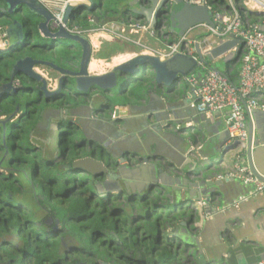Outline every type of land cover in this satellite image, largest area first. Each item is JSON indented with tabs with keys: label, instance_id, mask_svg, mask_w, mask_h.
Segmentation results:
<instances>
[{
	"label": "trees",
	"instance_id": "obj_1",
	"mask_svg": "<svg viewBox=\"0 0 264 264\" xmlns=\"http://www.w3.org/2000/svg\"><path fill=\"white\" fill-rule=\"evenodd\" d=\"M206 1L212 17L230 9L226 0ZM129 2L94 0L90 9L75 7L68 23L87 28L90 18L93 25L104 23L108 15L119 14L126 19ZM121 5L126 7L125 14L120 13ZM4 6L0 0V8ZM245 17L252 24L264 25L261 15L250 12L242 21ZM12 19L23 24L25 35L18 45L8 48V55V49L0 46V86L10 81L13 63L25 56L58 65L67 63L69 70L77 68L81 54L78 43L57 47L40 37L33 14L19 9L13 13L0 9V35ZM207 35L209 32H202L195 39ZM4 40L5 35L0 43ZM62 60L64 63H59ZM234 62L235 58L226 63L233 84L239 73L231 68ZM203 63L208 68L217 67L209 61ZM201 70L195 67L191 72ZM66 81L72 77L66 74L62 85ZM10 82L12 90L0 92V264L199 263L191 252L193 246L170 233L174 227L193 232L194 208L168 203L165 188L138 197L123 189L100 193L98 186L105 174H90L74 163L101 150L81 138L79 126L70 119L59 120V130L51 134L53 142L45 144L35 138L34 131L46 112L83 105L88 93L65 88L45 97L37 89L38 83L20 72ZM153 86L150 73L131 81L123 76L118 90L106 95L107 100L112 107L140 100ZM104 160L106 164L113 162L109 157ZM181 221L188 226L183 228Z\"/></svg>",
	"mask_w": 264,
	"mask_h": 264
},
{
	"label": "crops",
	"instance_id": "obj_2",
	"mask_svg": "<svg viewBox=\"0 0 264 264\" xmlns=\"http://www.w3.org/2000/svg\"><path fill=\"white\" fill-rule=\"evenodd\" d=\"M74 1L73 5L83 2L82 0ZM244 1L233 0L238 8ZM124 8H126L124 5L120 6V10H123L120 13L125 14ZM129 14L130 12L125 14L128 16L126 19L121 18L119 14L108 15L104 23L122 27L130 21L137 20ZM222 16L220 14V17ZM35 20L37 23L40 19ZM260 28L264 30V25H260ZM202 32L205 31H197L193 36ZM4 35L5 32L0 37ZM132 36H140L145 44L154 48L162 49L166 45L147 34ZM203 37L201 39H206L209 43L214 44L217 41L211 35ZM87 38L92 48L88 64L90 74L106 73L140 53L136 45L110 34H91ZM58 41L62 40L58 39L51 43L57 46ZM65 43L68 42H62V45ZM231 52L234 54L227 61H223L220 57L209 62L212 65L221 63L223 67L220 70L226 72L229 68L226 63L235 58L231 68L239 71L240 53L235 54L234 49ZM99 54L102 56L98 57ZM59 63L64 62L62 60ZM57 66L66 68L67 63L57 64ZM37 67L45 68L47 75L42 74L53 80L51 86L55 88L58 72L46 65H35L34 69L36 70ZM156 89L155 85L148 88L145 97L140 100L126 104L119 103L115 106L119 108V114L115 116L106 94L99 90H92L94 92L92 98L83 105L74 106L67 111L62 109L61 113L59 109L46 112L34 131V136L45 144L53 142L51 134L55 135L59 130V120L67 118L79 126L81 138H87L89 142L100 148L101 151L96 154L103 160L109 157L112 158V163L115 161L118 163V158L124 155L128 161L132 162H130L132 166L129 167L135 168L140 165L147 166V163L141 159L147 156L148 162L157 168H162L164 172L179 181L183 177L193 179L191 178L193 161L202 167H207L208 172L214 174V178L221 180V184L217 187L218 195H215L218 199L216 200L215 197L208 207L205 203L200 204L199 201L190 205L196 212L191 224L192 242L189 241L193 246L191 252L194 259L199 262L198 264H258L264 258V197L257 195L240 202L237 206L233 204L240 195L246 194L251 189V185L230 175L236 162L237 150L235 148L225 152L222 149L223 144L227 146L233 143L225 132L224 119L227 110L215 112L212 116L207 114L209 118L211 116L208 122H196L194 121L196 112L189 104L192 99L191 87L174 84V87L170 86L166 93L164 90ZM249 125L252 127L250 158L255 169L264 175V110L253 111L247 117V129ZM247 144L248 140L246 148ZM191 146L195 149L190 151ZM246 148L243 159L247 163ZM122 165L125 164L119 162L117 167ZM140 173L128 175L134 177L132 179L135 177L143 179L144 176ZM123 180L125 179L121 178L119 182L122 184ZM173 185L177 187L176 183ZM166 188L175 196L186 195L183 190L176 191L171 186Z\"/></svg>",
	"mask_w": 264,
	"mask_h": 264
},
{
	"label": "water",
	"instance_id": "obj_3",
	"mask_svg": "<svg viewBox=\"0 0 264 264\" xmlns=\"http://www.w3.org/2000/svg\"><path fill=\"white\" fill-rule=\"evenodd\" d=\"M3 1L5 6L0 8L1 11L13 13L19 9L21 13H25V11L32 13L33 19H40L35 24V27L42 38L48 39L52 42L60 39L68 43L76 42L80 45V59L77 68L74 70L59 67L53 62L39 60L30 56L19 58L13 63L10 71V81L15 73L20 72L27 78L35 80L38 83L37 89L45 97L59 93L65 88L88 93V98H92L94 94L92 90H99L103 94L110 95L113 91L118 90V84L123 76H126V81H131L138 75L139 68L147 70L148 73L153 76L155 89L157 88L160 91L164 90L166 93L168 88L180 79L181 76H185L193 71L194 68L197 67L198 61H211L220 57L223 61H227L230 56H233L234 53L231 52L233 49L235 54H239L243 46L241 40L234 37L233 34H229L225 40H218L212 48L205 52H201L200 46L195 43L194 50L197 58L184 53H176L171 57L162 60L158 56L137 54L118 64L106 73L90 74L88 72V64L91 59L92 48L90 41L86 36L69 33L64 28H59L57 31L51 30L50 21L53 18L52 14L37 0ZM92 2L93 0H90L88 4L79 3L76 5H69L64 12V22H68L70 12L75 7L83 5L87 9H90ZM128 5L130 16L145 21V23L155 30H160V28H162L163 35L165 36H182L189 28L201 23L208 24L211 27L216 26L212 17V11L205 5L193 4L190 0H130ZM218 28L220 29L221 25H219ZM24 35L25 28L23 24L17 19H12L5 28V40L3 41L4 47L11 48L18 45L24 38ZM36 64L49 66L58 72L59 75L56 80L55 88L51 86L53 82V80L51 81V78L49 79V77H45L34 69ZM217 70L223 73L222 70L218 68ZM66 74L72 77V81H66L65 84L62 85L63 76ZM10 81L0 86V92H8L12 90ZM153 95L159 97L155 93H153ZM89 101L90 100L88 99V102ZM114 107L113 114L115 116L119 114V108ZM59 112L61 113L62 109H59ZM195 114L196 118H194V121L208 122L213 113L210 118L205 113L196 112ZM225 132L227 133V131ZM251 144L252 127L249 125L248 144L246 148L248 151L247 156H245L250 170L264 181V175L260 174L255 169L251 161ZM236 146V142L228 144L227 146H224L223 144L222 149H224L225 152H228L234 150ZM141 159L143 162L147 163V166L140 165L135 168L134 166L133 168H130L132 166L131 160L128 161L126 156L121 155L118 158V163L120 162L125 165L117 167V161L105 164L100 156L96 153H91L89 156L75 162L74 165L87 170L90 174H105L103 184L98 186L100 193H103L104 191L115 193L123 189L128 194H133V196L138 197L150 190L167 189L166 186H171L173 190H183L186 195L175 196L167 189V198L168 203L170 204H182L190 207V205L195 204L197 201H204L206 207H208L215 197L216 200L218 199L215 195H218L216 191L217 187L221 184V180L214 178V174L209 173L207 167H202V165H198L197 162L193 161L194 168L191 171V178L193 179L191 180L187 177H183V179L179 181L164 172L162 168H157L154 164L148 162L147 156L141 157ZM135 172H141L140 174L144 176L142 177L143 179L138 177L132 179L134 177L128 175ZM121 178L125 179L122 184L119 182ZM173 183H176L177 187H174ZM180 225L183 228L188 226L184 221H182ZM170 233L175 237L182 238L188 242L190 241V243L192 242V236L185 229L174 227L170 230Z\"/></svg>",
	"mask_w": 264,
	"mask_h": 264
},
{
	"label": "built area",
	"instance_id": "obj_4",
	"mask_svg": "<svg viewBox=\"0 0 264 264\" xmlns=\"http://www.w3.org/2000/svg\"><path fill=\"white\" fill-rule=\"evenodd\" d=\"M37 1L52 14L50 28L53 31L64 28L69 33L86 37L97 33L110 34L122 41L136 45L140 49L138 54L158 56L162 60L176 53H184L197 58L194 50L195 43L200 46L201 52H205L212 48L218 40H225L229 34H233L234 37L241 40L243 46L240 51L238 79L235 84L230 82L225 71L221 73L217 68H208L204 66L203 62L198 61L197 67L202 70L181 76L175 85L191 87L192 99L189 104L198 113L210 115L227 110L224 119L225 130L232 142L237 143L236 162L230 175L251 185V189L246 194L240 195L234 201V206L253 196L264 197V181L250 170L243 159L248 140L247 117L255 110H264V30L260 28V25L250 23L247 17L242 21V16H246L250 12L261 15L264 19V0H245L240 8L234 4L233 0H227L230 9L225 13L214 15L215 27L205 23L196 24L185 31L182 36H165L162 28L155 30L145 21L139 19L118 27L111 23L93 25L94 21L90 18L91 25L87 28H80L64 22L65 9L69 5H73L74 0ZM82 1L84 2V0ZM190 2L205 5L211 10V6L206 0H190ZM220 14L223 16L220 17ZM219 25H221L220 29ZM200 30L209 32V35L215 37L217 41L213 44L206 39H201L202 41L195 39L194 33ZM140 34H147L161 40L166 45L162 49L154 48L145 44L140 36H132ZM0 46L3 48L4 44L1 42ZM140 70H142L141 75L148 73L147 70L139 68L138 74ZM194 149V146L190 147V151ZM199 203L203 205L205 202L200 201ZM258 264H264V258Z\"/></svg>",
	"mask_w": 264,
	"mask_h": 264
},
{
	"label": "rangeland",
	"instance_id": "obj_5",
	"mask_svg": "<svg viewBox=\"0 0 264 264\" xmlns=\"http://www.w3.org/2000/svg\"><path fill=\"white\" fill-rule=\"evenodd\" d=\"M89 1L90 0H84V2H80V3H86V2L88 3ZM49 42H51V41H49ZM62 42H66V41H64V40L58 41L57 47H61L62 46ZM5 49L7 50L8 48H5ZM8 54H9V49L6 52V55H8ZM47 57H50L51 58L52 56L47 55ZM215 66H217L216 68L219 67L218 69H222V67H223L221 63L215 64ZM36 71L39 72L40 74L43 73L44 75H47V72L45 71V68L37 67ZM141 72H142V70H140V73L137 76H135V78H133V80L136 79V78H139L140 76H144V75H141Z\"/></svg>",
	"mask_w": 264,
	"mask_h": 264
},
{
	"label": "clouds",
	"instance_id": "obj_6",
	"mask_svg": "<svg viewBox=\"0 0 264 264\" xmlns=\"http://www.w3.org/2000/svg\"><path fill=\"white\" fill-rule=\"evenodd\" d=\"M4 48H6V47H4ZM144 75V74H143Z\"/></svg>",
	"mask_w": 264,
	"mask_h": 264
}]
</instances>
